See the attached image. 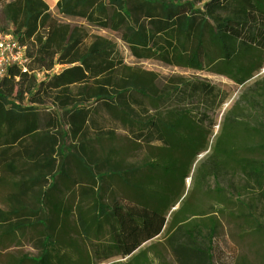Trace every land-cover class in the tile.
Masks as SVG:
<instances>
[{
  "label": "trees",
  "instance_id": "obj_1",
  "mask_svg": "<svg viewBox=\"0 0 264 264\" xmlns=\"http://www.w3.org/2000/svg\"><path fill=\"white\" fill-rule=\"evenodd\" d=\"M5 3L27 70L10 66L0 77V169L10 178L18 206L34 194L38 208L13 207L12 200L0 225L18 231L34 228L29 220L40 210L48 216L38 223L32 244L38 257L18 264L126 258L111 205L123 198L161 215L169 208L187 161L205 148L199 125L230 93L197 73L240 85L262 66L264 0H57L52 10L44 0H0ZM98 32L112 33L135 62L152 60L174 72L160 77L127 64ZM56 67L64 69L46 75ZM259 83L256 100L264 103V78ZM92 105L103 122L90 114ZM236 121L227 118L212 169L239 171L264 210V115L251 133L243 130L253 143L237 140L242 129ZM118 131L136 145L157 148L156 158L139 166L122 161L106 145ZM73 206L83 248L58 234ZM180 213L165 235L173 261L213 264V222L205 234L203 222L178 219ZM126 264H151L147 250Z\"/></svg>",
  "mask_w": 264,
  "mask_h": 264
},
{
  "label": "rangeland",
  "instance_id": "obj_2",
  "mask_svg": "<svg viewBox=\"0 0 264 264\" xmlns=\"http://www.w3.org/2000/svg\"><path fill=\"white\" fill-rule=\"evenodd\" d=\"M44 1L52 10L57 0ZM7 14L8 4L0 5V25L3 29L0 38L13 37ZM98 34L116 45L117 51L127 64L137 63L143 69L160 77L174 72L171 68L162 67L152 60L135 62L126 47L112 33ZM261 56L262 66L240 85H234L223 76L197 73L213 85L230 91L222 105L214 111L207 112L205 114L207 118L199 125L204 139V150L201 149L191 161H187L183 179L172 190L169 208L164 214L154 213L123 198L117 199L111 205L126 244L127 257H114L99 264H126L143 250H147L151 264H175L165 244V235L173 216L179 211L182 213L178 215V219L203 222L205 234L210 224L209 220L213 222L215 227L211 244L213 264H264L263 204L256 200L252 186L246 184L239 171L230 166L212 169L216 160V157L212 156L214 146L224 133L227 118L234 117L237 119L236 122H241L242 131L237 139L240 143L245 137L242 135L244 129L251 133V130L260 125L264 115V103L256 100V92H259L261 87L259 82L264 78V53ZM62 69L64 67H56L46 75L51 76ZM188 74L190 73H187V76ZM42 76L36 74V79L39 81ZM45 107L52 108L50 103L45 104ZM89 112L98 121H104L93 105L89 107ZM60 116L64 128L68 129L62 113ZM245 141L253 143L255 139L245 137ZM66 143H70L69 138L66 139ZM106 145L118 151L122 161L133 166H139L146 158H156L158 153L155 147L136 145L122 131H118L115 139ZM9 179L8 174L0 169V215L7 213L9 207L13 206L14 192ZM222 195L224 197L221 199ZM19 202L20 206L14 201L17 206L13 207H22L27 211H36L38 208L34 194L23 197ZM44 212L40 210L38 217L29 220L30 224H34V228L28 227L17 231L3 228L5 227L3 223L0 225V264H18L21 258L38 257L39 250L32 244L38 238L37 231L40 229L38 223L43 224L48 218ZM194 215L196 217H193ZM253 220L259 224L258 228L255 227ZM77 230L78 222L73 206L72 213L65 220V228L58 229V234L63 235L64 239L76 240L80 248H83L84 244L80 241Z\"/></svg>",
  "mask_w": 264,
  "mask_h": 264
},
{
  "label": "built area",
  "instance_id": "obj_3",
  "mask_svg": "<svg viewBox=\"0 0 264 264\" xmlns=\"http://www.w3.org/2000/svg\"><path fill=\"white\" fill-rule=\"evenodd\" d=\"M27 58L24 49L13 37L0 38V77L10 66L26 72Z\"/></svg>",
  "mask_w": 264,
  "mask_h": 264
},
{
  "label": "bare ground",
  "instance_id": "obj_4",
  "mask_svg": "<svg viewBox=\"0 0 264 264\" xmlns=\"http://www.w3.org/2000/svg\"><path fill=\"white\" fill-rule=\"evenodd\" d=\"M187 182H188V180H187Z\"/></svg>",
  "mask_w": 264,
  "mask_h": 264
}]
</instances>
